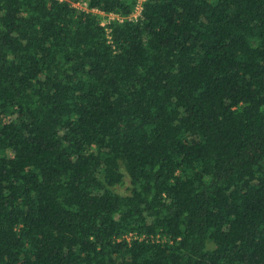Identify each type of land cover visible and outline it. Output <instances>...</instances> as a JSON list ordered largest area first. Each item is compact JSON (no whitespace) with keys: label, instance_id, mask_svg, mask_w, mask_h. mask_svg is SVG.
<instances>
[{"label":"trees","instance_id":"trees-1","mask_svg":"<svg viewBox=\"0 0 264 264\" xmlns=\"http://www.w3.org/2000/svg\"><path fill=\"white\" fill-rule=\"evenodd\" d=\"M139 4L0 0V264H264V0Z\"/></svg>","mask_w":264,"mask_h":264},{"label":"built area","instance_id":"built-area-1","mask_svg":"<svg viewBox=\"0 0 264 264\" xmlns=\"http://www.w3.org/2000/svg\"><path fill=\"white\" fill-rule=\"evenodd\" d=\"M142 2H143V0H140V4L138 5L137 10H136V13H135V15L133 17L136 18V17H138L140 15V12L142 10V6H141V3Z\"/></svg>","mask_w":264,"mask_h":264},{"label":"rangeland","instance_id":"rangeland-1","mask_svg":"<svg viewBox=\"0 0 264 264\" xmlns=\"http://www.w3.org/2000/svg\"><path fill=\"white\" fill-rule=\"evenodd\" d=\"M110 19H113V16H109ZM106 23V21H104V24Z\"/></svg>","mask_w":264,"mask_h":264}]
</instances>
